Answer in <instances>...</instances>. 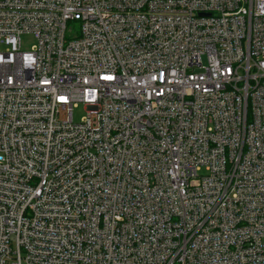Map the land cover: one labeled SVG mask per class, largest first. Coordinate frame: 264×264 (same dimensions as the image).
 I'll list each match as a JSON object with an SVG mask.
<instances>
[{"label":"built area","instance_id":"1","mask_svg":"<svg viewBox=\"0 0 264 264\" xmlns=\"http://www.w3.org/2000/svg\"><path fill=\"white\" fill-rule=\"evenodd\" d=\"M0 264H264V0H0Z\"/></svg>","mask_w":264,"mask_h":264},{"label":"rangeland","instance_id":"2","mask_svg":"<svg viewBox=\"0 0 264 264\" xmlns=\"http://www.w3.org/2000/svg\"><path fill=\"white\" fill-rule=\"evenodd\" d=\"M24 41H25V45H26L27 47H30V46L33 44V40H32V38H25ZM1 49H3V48H1ZM84 115H85L84 107L80 106V108H78V109H76V110L74 111V119H75V121H77V122L80 121V119H81Z\"/></svg>","mask_w":264,"mask_h":264}]
</instances>
